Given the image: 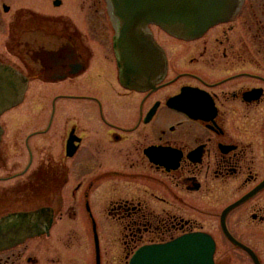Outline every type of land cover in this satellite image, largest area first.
Returning a JSON list of instances; mask_svg holds the SVG:
<instances>
[{"label": "flooded vegetation", "instance_id": "af4514ba", "mask_svg": "<svg viewBox=\"0 0 264 264\" xmlns=\"http://www.w3.org/2000/svg\"><path fill=\"white\" fill-rule=\"evenodd\" d=\"M90 2L86 41L47 0H0V62L27 79L0 117V220L36 212L39 228L0 264H129L193 234L214 264H264V0L195 39L149 26L165 74L146 91L121 85L105 1Z\"/></svg>", "mask_w": 264, "mask_h": 264}, {"label": "water", "instance_id": "95a60500", "mask_svg": "<svg viewBox=\"0 0 264 264\" xmlns=\"http://www.w3.org/2000/svg\"><path fill=\"white\" fill-rule=\"evenodd\" d=\"M114 28L113 49L123 87L153 89L165 74V58L149 26L179 39H195L206 30L234 18L242 0H105ZM59 5V2H55ZM27 79L0 63V116L19 105ZM2 128L0 126V141ZM40 213V212H39ZM36 212H15L0 220V248L23 241L34 230ZM214 242L193 234L171 242L140 248L129 264H214Z\"/></svg>", "mask_w": 264, "mask_h": 264}, {"label": "rangeland", "instance_id": "374dc122", "mask_svg": "<svg viewBox=\"0 0 264 264\" xmlns=\"http://www.w3.org/2000/svg\"><path fill=\"white\" fill-rule=\"evenodd\" d=\"M60 4L57 6L52 5V0H47L45 6V13L57 16H63L65 20H69L76 28H79L83 33L84 40L88 41L92 39L91 27L88 24L89 20H92V10L90 0H59ZM5 21L0 23V52L3 46L4 37L7 34L6 22L11 19L10 15H1ZM67 20V21H68ZM68 21V22H69ZM23 109V107L21 108ZM15 113L7 114L3 117L4 127L6 135L10 133L11 125L14 120L13 115ZM86 230H88V224H85ZM99 245L101 250L109 247V238L104 228L99 229Z\"/></svg>", "mask_w": 264, "mask_h": 264}]
</instances>
